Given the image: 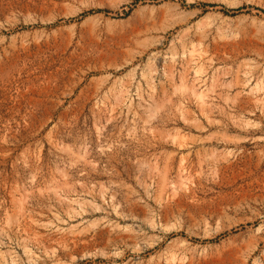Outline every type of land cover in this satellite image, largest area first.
I'll return each mask as SVG.
<instances>
[{
    "label": "rangeland",
    "instance_id": "1",
    "mask_svg": "<svg viewBox=\"0 0 264 264\" xmlns=\"http://www.w3.org/2000/svg\"><path fill=\"white\" fill-rule=\"evenodd\" d=\"M0 264H264V0H0Z\"/></svg>",
    "mask_w": 264,
    "mask_h": 264
},
{
    "label": "bare ground",
    "instance_id": "2",
    "mask_svg": "<svg viewBox=\"0 0 264 264\" xmlns=\"http://www.w3.org/2000/svg\"><path fill=\"white\" fill-rule=\"evenodd\" d=\"M168 6H169V5H168ZM178 6H179V5H178ZM178 6L174 5L173 7H174V8H177ZM173 7H172V8H173ZM169 8H170V7H169Z\"/></svg>",
    "mask_w": 264,
    "mask_h": 264
}]
</instances>
